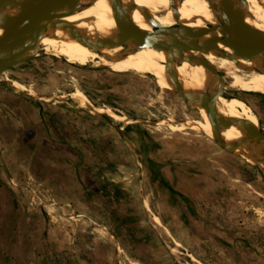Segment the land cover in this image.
I'll use <instances>...</instances> for the list:
<instances>
[{
  "label": "rangeland",
  "instance_id": "1",
  "mask_svg": "<svg viewBox=\"0 0 264 264\" xmlns=\"http://www.w3.org/2000/svg\"><path fill=\"white\" fill-rule=\"evenodd\" d=\"M39 54L0 75V264H264V167L166 126L200 120L196 101L151 74ZM76 89L132 122L39 99ZM226 93L264 134V95Z\"/></svg>",
  "mask_w": 264,
  "mask_h": 264
},
{
  "label": "bare ground",
  "instance_id": "2",
  "mask_svg": "<svg viewBox=\"0 0 264 264\" xmlns=\"http://www.w3.org/2000/svg\"><path fill=\"white\" fill-rule=\"evenodd\" d=\"M131 2L133 25L137 31L151 33L157 27L178 26L171 11L170 0ZM225 2L226 0H177V15L183 32L191 33L223 24ZM245 3L251 19L246 22L243 30L264 34V0H245ZM29 8L30 5L22 4L18 11L26 13ZM12 27L10 23H2L0 33L5 36ZM220 37L222 36L218 33H208L198 41ZM163 43L170 51L155 46L144 49L127 47L120 35L113 0H100L86 7L81 6L77 0H69L63 10L55 15L52 27L41 41L39 52L69 62L88 63L95 69L105 67L116 73L131 72L142 77L151 74L158 87L181 91L189 100L196 101L202 112V121L193 119L178 126L170 122L166 124L170 130L212 136L249 165L264 167V134H256L258 120L255 114L245 101L226 93L237 91L264 95V67L250 60L236 47L221 46L219 49L229 54L225 56L185 48L171 36L164 37ZM180 48L186 49V56L199 63L182 61L176 51ZM38 55L40 54L35 56ZM214 73L224 74L230 82L226 84L225 78ZM10 86L22 95L36 96L17 81L11 82ZM206 98L215 101L217 120L224 123L219 128L208 110L200 104ZM39 99L45 102H63L69 99L76 107L93 116L107 115L115 122L125 125L132 122L129 117L116 114L108 107L92 104L79 89L66 95L52 94L40 96ZM154 221L158 222V219L155 217Z\"/></svg>",
  "mask_w": 264,
  "mask_h": 264
},
{
  "label": "water",
  "instance_id": "3",
  "mask_svg": "<svg viewBox=\"0 0 264 264\" xmlns=\"http://www.w3.org/2000/svg\"><path fill=\"white\" fill-rule=\"evenodd\" d=\"M68 1L69 0L1 1L0 25L2 23H10L13 27L5 36L0 33V75L19 64L31 60L39 53L41 41L52 27L55 15L63 10V6ZM77 1L81 6L86 7L100 0ZM113 1L116 7V19L119 24L120 35L127 47L144 49L155 46L159 49L170 51V49L163 43V39L166 36H171L185 48L201 53H219L229 56L228 53L219 48L223 45L236 47L250 60L264 67V34L250 33L243 30L244 25L250 17L245 0H226L224 6L225 21L223 24L215 27L199 29L191 33H184L179 23V17L177 15V0H170V7L178 26L170 28L157 27L151 33L137 31L134 28L132 0ZM22 4L30 5V8L26 13H20L18 11V8ZM208 33H218L222 37L198 41L203 35ZM176 51L182 61L191 64L197 62L186 56V49L180 48ZM214 74L218 77L220 76L217 73ZM178 92L185 97L181 91L178 90ZM200 104L208 110L214 119L216 127L219 128L224 125L222 121L217 120L216 105L213 99L206 98ZM256 132L258 136L262 135L258 128ZM217 142L223 147V149L234 153L232 150L224 147L220 141ZM0 165L2 168L4 167L1 155ZM81 216L93 224L100 226L90 216Z\"/></svg>",
  "mask_w": 264,
  "mask_h": 264
},
{
  "label": "crops",
  "instance_id": "4",
  "mask_svg": "<svg viewBox=\"0 0 264 264\" xmlns=\"http://www.w3.org/2000/svg\"><path fill=\"white\" fill-rule=\"evenodd\" d=\"M7 99H11V97H10V98H7ZM0 105H3V104H0ZM7 117H8L9 119H11L10 114L4 116V118H7ZM42 118H43V117H42ZM44 120H45L44 122L46 123V121L48 120V117H47V119H46V117H45ZM17 124L20 125L21 123H20V122H17ZM17 124H14V123L12 124V123H10V124H7V125H5V126H6V128H8V131H9V128H10V131H11V130H12L11 128H13V129H17V126H18ZM8 131H7V133H8ZM170 190H171L170 192L173 193V192H172V189H170ZM132 222H134V221L132 220Z\"/></svg>",
  "mask_w": 264,
  "mask_h": 264
},
{
  "label": "trees",
  "instance_id": "5",
  "mask_svg": "<svg viewBox=\"0 0 264 264\" xmlns=\"http://www.w3.org/2000/svg\"><path fill=\"white\" fill-rule=\"evenodd\" d=\"M168 187V186H167ZM174 192V191H173ZM182 201L184 202V204H186L187 205V209L189 210V212L190 213H193V209H192V207L189 205V202H188V200L185 198V197H183L182 198ZM194 214V213H193Z\"/></svg>",
  "mask_w": 264,
  "mask_h": 264
},
{
  "label": "flooded vegetation",
  "instance_id": "6",
  "mask_svg": "<svg viewBox=\"0 0 264 264\" xmlns=\"http://www.w3.org/2000/svg\"><path fill=\"white\" fill-rule=\"evenodd\" d=\"M220 76L223 77V78H225V76H223V75H221V74H220Z\"/></svg>",
  "mask_w": 264,
  "mask_h": 264
}]
</instances>
